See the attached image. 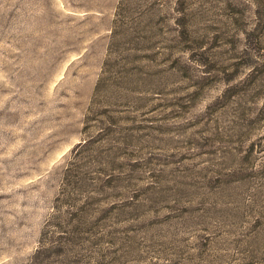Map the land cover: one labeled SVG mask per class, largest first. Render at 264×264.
Returning <instances> with one entry per match:
<instances>
[{"label":"rangeland","instance_id":"374dc122","mask_svg":"<svg viewBox=\"0 0 264 264\" xmlns=\"http://www.w3.org/2000/svg\"><path fill=\"white\" fill-rule=\"evenodd\" d=\"M0 264H264V0H0Z\"/></svg>","mask_w":264,"mask_h":264}]
</instances>
